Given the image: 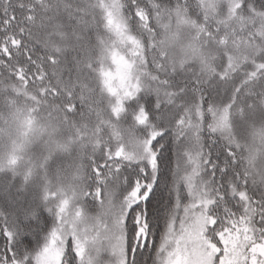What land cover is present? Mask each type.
Masks as SVG:
<instances>
[{
	"label": "snow or ice",
	"instance_id": "snow-or-ice-1",
	"mask_svg": "<svg viewBox=\"0 0 264 264\" xmlns=\"http://www.w3.org/2000/svg\"><path fill=\"white\" fill-rule=\"evenodd\" d=\"M0 264H264V0H0Z\"/></svg>",
	"mask_w": 264,
	"mask_h": 264
}]
</instances>
